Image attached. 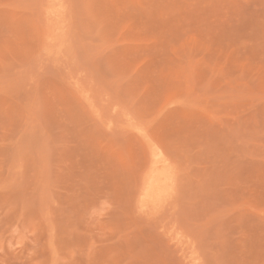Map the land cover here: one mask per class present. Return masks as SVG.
<instances>
[{
	"label": "rangeland",
	"instance_id": "rangeland-1",
	"mask_svg": "<svg viewBox=\"0 0 264 264\" xmlns=\"http://www.w3.org/2000/svg\"><path fill=\"white\" fill-rule=\"evenodd\" d=\"M0 264H264V0H0Z\"/></svg>",
	"mask_w": 264,
	"mask_h": 264
},
{
	"label": "bare ground",
	"instance_id": "bare-ground-1",
	"mask_svg": "<svg viewBox=\"0 0 264 264\" xmlns=\"http://www.w3.org/2000/svg\"><path fill=\"white\" fill-rule=\"evenodd\" d=\"M171 180L170 167L164 155L153 148L151 151V160L143 183L141 202L147 206H156L157 202H160L167 191H169Z\"/></svg>",
	"mask_w": 264,
	"mask_h": 264
}]
</instances>
